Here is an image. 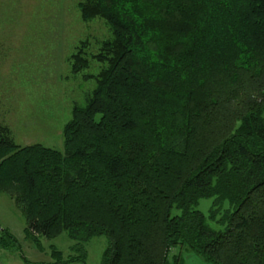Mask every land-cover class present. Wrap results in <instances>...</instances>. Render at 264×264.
Here are the masks:
<instances>
[{"label": "trees", "instance_id": "1", "mask_svg": "<svg viewBox=\"0 0 264 264\" xmlns=\"http://www.w3.org/2000/svg\"><path fill=\"white\" fill-rule=\"evenodd\" d=\"M79 6L113 36L64 148L19 145L0 126V190L23 207L27 235L74 239L66 256L54 246L52 260L24 261L89 264L86 242L106 234L100 264H182L177 244L213 264H264V0Z\"/></svg>", "mask_w": 264, "mask_h": 264}, {"label": "rangeland", "instance_id": "2", "mask_svg": "<svg viewBox=\"0 0 264 264\" xmlns=\"http://www.w3.org/2000/svg\"><path fill=\"white\" fill-rule=\"evenodd\" d=\"M81 0H0V126L19 145L43 143L64 148L63 128L75 104H83L96 86V74L103 66L98 53L113 31L102 15L84 19ZM87 65L75 70L73 53L79 50ZM213 196L199 200L198 207L209 214ZM0 228H6L12 248L3 247V264H28L52 259L54 246L66 256L75 252L66 231L41 236L37 243L25 230L27 217L14 195L0 190ZM1 237V232H0ZM108 244L106 234L86 242L89 264H100ZM185 264H213L187 257ZM54 258V257H53ZM72 264H81L74 262Z\"/></svg>", "mask_w": 264, "mask_h": 264}, {"label": "crops", "instance_id": "3", "mask_svg": "<svg viewBox=\"0 0 264 264\" xmlns=\"http://www.w3.org/2000/svg\"><path fill=\"white\" fill-rule=\"evenodd\" d=\"M0 239H1V237H0ZM3 245H2V243H1V240H0V251L1 250H3ZM5 248V247H4ZM175 247H173L172 249H174ZM172 252H174L173 250H172ZM187 252H188V250H187ZM182 253V264H185L186 263V256H184V254H183V251L181 252ZM189 256H191L192 258H198L199 260H202L203 262H205L204 260V258L201 256V255H199L198 253H188L187 254V257H189ZM24 260V259H23ZM31 260V259H30ZM50 260H52V259H50ZM50 260H47V261H50ZM33 261V260H32ZM44 261V260H43ZM25 262V261H24ZM74 262H80V261H72V262H69V263H65V264H72V263H74ZM25 263H27V262H25ZM81 263V262H80ZM0 264H3V260H1L0 259ZM28 264H30V263H28ZM33 264H35V263H33ZM81 264H83V263H81Z\"/></svg>", "mask_w": 264, "mask_h": 264}]
</instances>
